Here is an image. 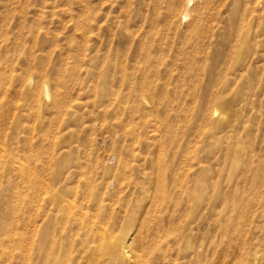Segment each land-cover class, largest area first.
Segmentation results:
<instances>
[{
    "label": "rangeland",
    "instance_id": "rangeland-1",
    "mask_svg": "<svg viewBox=\"0 0 264 264\" xmlns=\"http://www.w3.org/2000/svg\"><path fill=\"white\" fill-rule=\"evenodd\" d=\"M0 264H264V0H0Z\"/></svg>",
    "mask_w": 264,
    "mask_h": 264
},
{
    "label": "bare ground",
    "instance_id": "bare-ground-1",
    "mask_svg": "<svg viewBox=\"0 0 264 264\" xmlns=\"http://www.w3.org/2000/svg\"><path fill=\"white\" fill-rule=\"evenodd\" d=\"M188 2H190V0H188ZM186 14H184L183 16H185ZM46 94L48 93L47 91L45 92ZM122 245V244H121ZM123 247L125 246V245H122ZM126 247V246H125ZM129 255V254H128Z\"/></svg>",
    "mask_w": 264,
    "mask_h": 264
}]
</instances>
